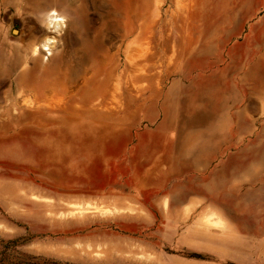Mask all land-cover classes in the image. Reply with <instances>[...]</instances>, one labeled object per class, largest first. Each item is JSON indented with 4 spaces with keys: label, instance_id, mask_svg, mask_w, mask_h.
<instances>
[{
    "label": "rangeland",
    "instance_id": "obj_1",
    "mask_svg": "<svg viewBox=\"0 0 264 264\" xmlns=\"http://www.w3.org/2000/svg\"><path fill=\"white\" fill-rule=\"evenodd\" d=\"M57 1L0 0V264H264V0Z\"/></svg>",
    "mask_w": 264,
    "mask_h": 264
},
{
    "label": "bare ground",
    "instance_id": "obj_2",
    "mask_svg": "<svg viewBox=\"0 0 264 264\" xmlns=\"http://www.w3.org/2000/svg\"><path fill=\"white\" fill-rule=\"evenodd\" d=\"M30 5L36 8H40L41 5H43V1L45 2L44 5H50L52 2H58L57 0H27ZM35 8V9H36ZM47 20V27L52 33H60L62 30L66 27V19L64 16L58 14L55 10H50L46 16ZM57 40L54 37H45L44 39L39 42V44L36 46V50L38 53L41 51L44 52V59H47L49 56L53 53V47L56 45ZM260 64V63H259ZM97 94V93H96ZM94 96V95H92Z\"/></svg>",
    "mask_w": 264,
    "mask_h": 264
},
{
    "label": "crops",
    "instance_id": "obj_3",
    "mask_svg": "<svg viewBox=\"0 0 264 264\" xmlns=\"http://www.w3.org/2000/svg\"><path fill=\"white\" fill-rule=\"evenodd\" d=\"M31 75H33V74L31 73Z\"/></svg>",
    "mask_w": 264,
    "mask_h": 264
}]
</instances>
